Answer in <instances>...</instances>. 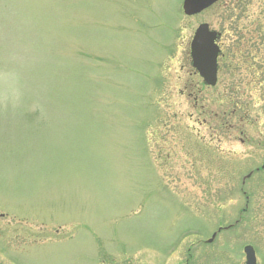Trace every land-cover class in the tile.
<instances>
[{"label":"rangeland","instance_id":"rangeland-1","mask_svg":"<svg viewBox=\"0 0 264 264\" xmlns=\"http://www.w3.org/2000/svg\"><path fill=\"white\" fill-rule=\"evenodd\" d=\"M181 5L0 0V264H264V0Z\"/></svg>","mask_w":264,"mask_h":264},{"label":"water","instance_id":"water-1","mask_svg":"<svg viewBox=\"0 0 264 264\" xmlns=\"http://www.w3.org/2000/svg\"><path fill=\"white\" fill-rule=\"evenodd\" d=\"M217 0H183L182 9L190 16L201 12ZM218 34L210 30L207 23H201L194 31L190 42L192 66L197 70L205 84L213 86L217 79V55L219 47L215 40ZM245 264H255V253L250 245L244 247Z\"/></svg>","mask_w":264,"mask_h":264}]
</instances>
